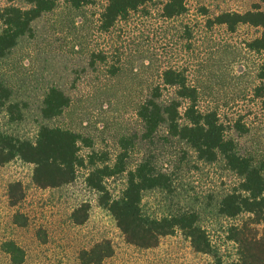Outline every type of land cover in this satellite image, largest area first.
<instances>
[{"label":"rangeland","instance_id":"rangeland-1","mask_svg":"<svg viewBox=\"0 0 264 264\" xmlns=\"http://www.w3.org/2000/svg\"><path fill=\"white\" fill-rule=\"evenodd\" d=\"M166 1L154 0L152 15L120 23L116 31L104 34L99 28L104 1L75 11L61 0L52 14L35 24L33 36L0 62V78L30 101L22 123H11L1 112L0 129L34 139L42 94L48 85L61 83L70 87L74 105L56 124L76 129L93 140L96 150L113 156L118 139L138 129L135 109L143 91L159 82L166 67H176L187 73L206 105L220 111L241 151L264 154V82L258 78L264 57L248 49L260 30L242 26L230 33L225 27L206 28L209 18L224 12L245 13L256 6L264 11V0H186L187 14L164 22L159 11ZM14 4L25 6L21 0ZM7 5V0H0V9ZM186 27L194 39L185 38ZM99 53L107 55V63L96 58ZM118 61L125 68L113 77L111 66ZM89 152L83 146L82 154ZM164 164L174 173L176 203L180 198L183 207H196L215 253L226 262L235 261L237 246L228 240V230L248 216L221 217L217 205L238 184L236 175L220 161L210 164L193 155L177 169L171 160ZM33 170L21 160L0 166V264H13L2 249L10 241L25 251L23 264H80L81 251L104 240L112 242L115 254L103 264H213V256L195 252L180 231L163 238L154 249L128 244L114 219L100 207L98 193L87 187L85 170L73 184L46 190L34 184ZM15 182L22 183L25 199L13 207L9 187ZM110 188L119 195L123 182L111 181ZM84 205L89 208L88 219L78 225L73 215ZM142 205L152 216H162L170 207L162 191L146 193ZM17 215L25 217L26 226L15 223Z\"/></svg>","mask_w":264,"mask_h":264},{"label":"trees","instance_id":"trees-1","mask_svg":"<svg viewBox=\"0 0 264 264\" xmlns=\"http://www.w3.org/2000/svg\"><path fill=\"white\" fill-rule=\"evenodd\" d=\"M7 0L0 9V62L8 59L22 40L32 37L35 24L52 14L61 0ZM70 9L79 11L100 0H66ZM105 2L100 17V31L110 34L121 23L148 17L154 0H101ZM186 0H167L160 5L161 19L177 20L187 14ZM242 26L260 30V35L248 43L251 52L264 57V11L260 6L245 13L224 12L209 18L206 28L225 27L236 33ZM185 38L194 39L186 27ZM102 54V55H101ZM107 63V55H95ZM91 61L90 68H94ZM122 62L111 66L113 77L124 70ZM89 69L84 68L87 72ZM258 78L264 82V62L258 69ZM73 88L75 85H72ZM70 87L53 83L46 87L39 104V126L34 139L0 129V166L21 160L34 167L33 182L40 189H57L73 184L81 170L86 172V185L99 195V205L116 222L126 242L141 249H154L163 238L177 232L190 240L195 252L213 256V264H264V154L254 156L241 151L240 144L231 135V127L221 119L220 111L203 101L199 89L190 83L187 73L176 67H166L158 83L148 85L136 106L138 129L122 135L113 158L108 151H98L92 139L76 129L56 124L74 105ZM30 101L21 98L15 87L0 78V113L5 112L11 123H22ZM237 128V127H236ZM245 133V131H242ZM83 146L90 149L82 154ZM214 164L221 162L236 175L238 184L228 189L217 205V213L224 218H248L232 225L228 240L237 246V259L226 262L215 253L207 231L200 223L196 207L176 203L174 173L165 167V160L174 162V168L191 156ZM123 182L116 195L110 182ZM166 193L169 211L162 216L148 215L143 199L148 192ZM25 199L20 182L9 187L10 205L15 207ZM89 208L75 211L73 220L82 225L88 219ZM15 223L26 226L23 215ZM13 264H23L25 251L15 242L3 244ZM115 248L110 240L81 251L80 264H103L113 257Z\"/></svg>","mask_w":264,"mask_h":264}]
</instances>
